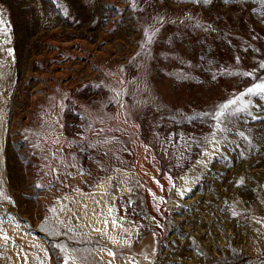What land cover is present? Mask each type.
I'll use <instances>...</instances> for the list:
<instances>
[{
	"label": "rangeland",
	"instance_id": "rangeland-1",
	"mask_svg": "<svg viewBox=\"0 0 264 264\" xmlns=\"http://www.w3.org/2000/svg\"><path fill=\"white\" fill-rule=\"evenodd\" d=\"M262 65L264 0H0V264H264Z\"/></svg>",
	"mask_w": 264,
	"mask_h": 264
},
{
	"label": "snow or ice",
	"instance_id": "snow-or-ice-1",
	"mask_svg": "<svg viewBox=\"0 0 264 264\" xmlns=\"http://www.w3.org/2000/svg\"><path fill=\"white\" fill-rule=\"evenodd\" d=\"M244 75H250V73H244ZM262 93H264V82L254 84L252 87H249L247 89L246 93H242L241 96L237 97L236 99L229 100L227 101V103L222 104L220 106V111L215 113L214 119H216L217 121L221 120L224 117L226 110L229 109L231 105L236 104L237 100L242 99L244 95H256V94H262ZM240 110L242 109H236V111H240ZM240 135H243V133H240ZM4 238L7 239V236H5ZM61 250L66 251V249L64 248H61ZM109 254L113 255V253H109ZM70 259H72V257H70L69 255H65L64 257L65 264H68V261Z\"/></svg>",
	"mask_w": 264,
	"mask_h": 264
},
{
	"label": "bare ground",
	"instance_id": "bare-ground-1",
	"mask_svg": "<svg viewBox=\"0 0 264 264\" xmlns=\"http://www.w3.org/2000/svg\"><path fill=\"white\" fill-rule=\"evenodd\" d=\"M119 106V105H118ZM120 111V110H119ZM102 174V173H101Z\"/></svg>",
	"mask_w": 264,
	"mask_h": 264
}]
</instances>
